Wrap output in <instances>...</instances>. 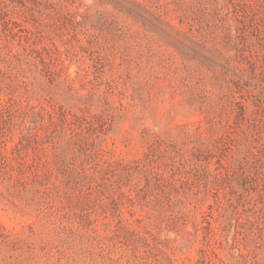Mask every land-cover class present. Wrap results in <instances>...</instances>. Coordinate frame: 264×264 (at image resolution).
Masks as SVG:
<instances>
[{"label":"rangeland","instance_id":"rangeland-1","mask_svg":"<svg viewBox=\"0 0 264 264\" xmlns=\"http://www.w3.org/2000/svg\"><path fill=\"white\" fill-rule=\"evenodd\" d=\"M0 264H264V0H0Z\"/></svg>","mask_w":264,"mask_h":264}]
</instances>
